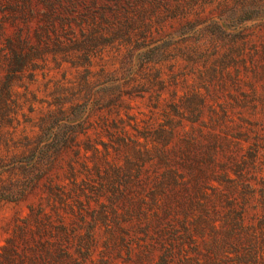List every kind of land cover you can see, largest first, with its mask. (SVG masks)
Here are the masks:
<instances>
[{
  "label": "rangeland",
  "instance_id": "rangeland-1",
  "mask_svg": "<svg viewBox=\"0 0 264 264\" xmlns=\"http://www.w3.org/2000/svg\"><path fill=\"white\" fill-rule=\"evenodd\" d=\"M94 1L0 0V264H264V0Z\"/></svg>",
  "mask_w": 264,
  "mask_h": 264
},
{
  "label": "trees",
  "instance_id": "trees-1",
  "mask_svg": "<svg viewBox=\"0 0 264 264\" xmlns=\"http://www.w3.org/2000/svg\"><path fill=\"white\" fill-rule=\"evenodd\" d=\"M113 1V3H112ZM197 1V0H190ZM211 2L213 0H205ZM244 1V0H243ZM96 2V0L94 1ZM167 0L164 1L166 4ZM139 0H104V2L98 7L94 8L90 13H87L84 18L85 22L89 25V31L99 41L101 37L105 39V42H109V39L119 40L122 39L126 43L131 42L135 35V29L137 28L139 17ZM175 12V11H171ZM173 15V14H172ZM163 19L162 17L160 20ZM4 30L3 24L0 23V33ZM10 41V39H9ZM5 60L9 57L4 53ZM22 62V59H19ZM12 75L6 76L4 81V87L7 91H11ZM13 118V117H12ZM37 150V159H27V163H23L20 166H24L28 171L32 170L38 164V159L41 158V147ZM48 158L50 155H47ZM50 160V159H47ZM2 181L0 177V182ZM16 186V183H13ZM26 187H28L26 185ZM25 188V187H24ZM22 188L19 190L20 196H23L26 191ZM2 190V184H0V191ZM11 191L9 195H5L3 198L16 199L18 195Z\"/></svg>",
  "mask_w": 264,
  "mask_h": 264
}]
</instances>
